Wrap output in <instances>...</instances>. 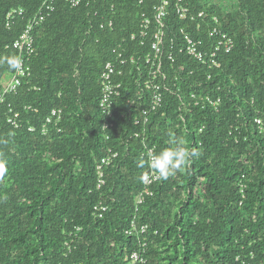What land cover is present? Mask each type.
<instances>
[{
    "label": "trees",
    "instance_id": "1",
    "mask_svg": "<svg viewBox=\"0 0 264 264\" xmlns=\"http://www.w3.org/2000/svg\"><path fill=\"white\" fill-rule=\"evenodd\" d=\"M45 1L0 0V82L15 71L13 43ZM163 1L71 7L53 0L52 13L34 28L31 75L0 105V264H124L139 241L147 244V264H264V0H183L195 20L180 19L178 0H166L168 90L137 138L135 119L150 103L145 57ZM143 14L152 22L144 38ZM213 16L235 47L220 54L221 68L208 79V67L180 50L183 31L212 41L204 24ZM118 53L128 63L114 126L105 129L101 75ZM53 109L64 116L45 135ZM15 115L18 127L9 121ZM180 146L191 151L190 162L153 184L136 212L151 170L140 166L147 148ZM109 149L119 156L98 189L96 164ZM101 201L109 211L97 219L93 207ZM135 217L148 226L143 236L127 233Z\"/></svg>",
    "mask_w": 264,
    "mask_h": 264
},
{
    "label": "built area",
    "instance_id": "2",
    "mask_svg": "<svg viewBox=\"0 0 264 264\" xmlns=\"http://www.w3.org/2000/svg\"><path fill=\"white\" fill-rule=\"evenodd\" d=\"M86 0H67L71 7H79ZM54 10L53 0H46L37 14L30 20L26 30L23 34L13 43V48L18 51V62L15 71L7 74L0 82V105L3 104L8 94H17L19 87L21 86L23 79L31 75V69L28 66V59L34 52V35L33 30L36 26L42 24L45 19ZM176 12L180 19L186 20L189 16L195 20V15L191 14V10L188 6L183 4V0H178L176 5ZM14 12H11L7 16V25H10V21L14 17ZM168 13V1H163L157 8L155 14V30L151 41V52L145 57V64L148 67L149 78L145 82L146 89L150 92V103L148 107L143 108L140 115L135 119V125L141 127V131L135 134V137H142L145 133L150 122V116L157 111L164 102V90H168V86L165 84L168 80L167 75L164 74V56L166 54L165 45V17ZM19 14H23V10L19 11ZM205 15L204 11L197 14V18H202ZM143 21L141 24L140 36H147L151 29V19L143 14ZM112 23H110V26ZM203 28L202 22L197 25V30ZM204 28H206L207 35L212 39L211 42H204L201 38H197L190 32H182V47L181 52L186 51L190 56L201 62L208 67L209 72L207 78H212V71L221 68L220 54L225 52H231L235 47V40L231 34L224 31L221 27V22L217 16H213L211 22H205ZM136 35H133L135 38ZM118 52V51H117ZM169 59L173 60L169 55ZM132 62H137L135 57L130 58ZM128 63V59L123 57V54L118 53L115 61H109L106 63L103 73L101 75V83L103 86L102 98L100 102L103 114L106 116L107 123L104 126L105 129L112 128L114 122L112 119L114 116V108L116 106V100L122 94L124 86L123 81L120 79L124 75V69L122 66ZM178 81L179 79L176 78ZM202 101L210 102V97H202ZM199 102V101H197ZM64 116V112L61 109H53L51 114L47 117L42 127L43 134L49 133L51 124L60 122ZM18 115H15L9 121L18 127L17 121ZM259 125L263 124L262 119H257ZM31 131L35 128L31 127ZM108 138V137H107ZM156 152L155 147H148V151ZM146 152V153H147ZM119 153L109 149V153L103 157L100 162L96 164V179L97 188L102 189L107 183V176L110 167L118 158ZM161 178L152 169L150 173L144 178L143 189L139 192L134 200L135 211L138 212L140 206L144 203L146 196L152 195V191L149 189L153 184L159 182ZM109 211V206L103 201L98 202L93 207L94 216L97 219H102ZM81 231V228L77 229ZM148 226L143 224L139 225L136 221V217L132 220L131 226L127 233L129 235L143 236L147 233ZM139 249L135 250L131 254L125 257L124 264H147L148 257L147 244L144 241H139ZM67 252H72L73 242L67 241L65 243Z\"/></svg>",
    "mask_w": 264,
    "mask_h": 264
},
{
    "label": "clouds",
    "instance_id": "3",
    "mask_svg": "<svg viewBox=\"0 0 264 264\" xmlns=\"http://www.w3.org/2000/svg\"><path fill=\"white\" fill-rule=\"evenodd\" d=\"M146 156V161H143L140 166L146 163L161 179L166 180L190 162L192 153L189 149L180 146L165 147L156 152L150 150Z\"/></svg>",
    "mask_w": 264,
    "mask_h": 264
}]
</instances>
